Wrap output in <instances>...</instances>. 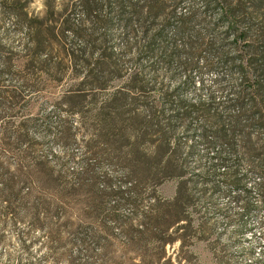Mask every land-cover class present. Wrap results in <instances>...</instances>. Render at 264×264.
<instances>
[{
	"label": "rangeland",
	"instance_id": "374dc122",
	"mask_svg": "<svg viewBox=\"0 0 264 264\" xmlns=\"http://www.w3.org/2000/svg\"><path fill=\"white\" fill-rule=\"evenodd\" d=\"M79 2L0 0V177L10 183L12 173L22 168L27 173L21 177L32 184L29 195L21 194L17 183L0 193V264H74L83 257L78 241L88 231L101 236L98 253L104 264H150L161 253L166 258L160 264H264L262 174L250 167L254 162L223 148L212 133L203 138V115L190 107L214 98L213 109L227 120L233 114L228 103L237 76L221 64L206 69L202 58L189 82L183 71L153 66L147 55L126 52L119 36L113 45L123 75L107 88L88 90L71 76L58 83L40 73L34 76L31 62L23 61L26 23L32 19L37 25L59 15L79 20ZM176 2L179 13H195V24L212 30L207 39L225 33L206 12L205 0ZM9 52L6 72L2 58ZM20 72L27 74L26 84L18 79ZM132 74L137 75V91L111 100L115 90L133 84ZM39 77L32 86L30 80ZM261 79L264 87V75ZM181 102L190 115L182 116ZM149 120L155 126L137 137L139 144L132 147L135 139L121 138L122 124L127 135L136 136L145 133ZM260 126L254 125L253 134ZM6 138H12L9 147L2 143ZM132 149L153 155L156 163L170 158L175 169L147 186L144 170L133 172L143 184L137 196H129ZM59 179L72 195L61 192ZM180 181L187 183L181 194L185 204L178 211L185 218L181 239L163 251L153 231L142 233L145 206L172 199ZM130 197L138 200L136 210Z\"/></svg>",
	"mask_w": 264,
	"mask_h": 264
},
{
	"label": "trees",
	"instance_id": "16d2710c",
	"mask_svg": "<svg viewBox=\"0 0 264 264\" xmlns=\"http://www.w3.org/2000/svg\"><path fill=\"white\" fill-rule=\"evenodd\" d=\"M205 2L206 12L216 17L217 24L225 27L222 36L214 35L207 39L208 35H212V30L197 26L194 22L195 13L190 16L179 13L176 0H80L82 17L79 20L59 15L57 18L38 20L37 25L32 19L26 23L27 42L23 61L31 62L36 70L33 73L36 77L40 73L58 83L71 76L79 81V86L88 90L104 89L111 81L116 80L117 75H123L119 54L115 52L113 45L119 36L121 46L126 52L147 55L152 59L153 66L162 64L168 69L183 71L189 74V82L193 79L192 72H199L202 58L206 69L216 68L219 64L227 67L232 77L237 76L233 79L237 83L234 86V97L228 103L233 108V114L224 120L213 109L214 98L190 107L203 115V138L212 133L214 140L228 152L254 162L250 167L262 174L263 185L264 87L261 77L264 75V0ZM11 55L13 54L9 52L2 58L6 72L10 71ZM131 76L133 84L127 86L128 88L115 90L111 100L130 97L137 91V75ZM40 78L42 77L30 80L32 86ZM18 79L25 84L29 81L25 72H20ZM180 106L182 116L190 115L189 106L184 102ZM209 123L212 125L211 130L206 127ZM257 123H261V126L255 135L252 129ZM154 126L153 120H149L144 128L145 133L139 132L136 136L127 135V126L123 124L119 130L122 139L136 140L130 143L133 147L139 144L137 137L143 138ZM2 143L9 147L13 144L12 138H6ZM136 152L140 153V150L130 151L135 156L127 162L132 171L127 176L129 181L132 179L127 190L129 196H137L143 184L133 179V172L144 170L143 180L146 184L143 185L147 186L152 184L156 176L175 169L170 158L156 163L153 155H142V152L138 155ZM222 163H225L224 158ZM16 171L17 173H12L10 183L3 182V176L0 177V193L7 188H13L17 183L21 194H31V181L21 177L22 175L25 178L27 172L22 168ZM186 184L184 181L179 182L176 195L172 199L151 202L145 206L142 233L147 229L153 231L154 240L163 251L167 244H174L181 239L178 233L182 225L180 223L185 218L178 215V211L185 204L181 194L186 189ZM59 187L61 192L72 195L69 190H65L67 185L63 180L59 179ZM65 193L63 194L66 196ZM129 203L133 209L138 208L137 199L130 197ZM116 207L111 210L115 212ZM37 220H33L35 225ZM78 242L83 257L75 260L74 264L105 263L98 253L101 252L99 245L102 242L98 231H88ZM165 258V254H156L150 264H160ZM132 264L143 263L133 260ZM169 264H172L170 260Z\"/></svg>",
	"mask_w": 264,
	"mask_h": 264
}]
</instances>
